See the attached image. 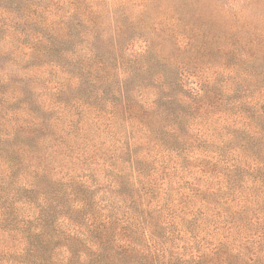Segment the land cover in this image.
Returning <instances> with one entry per match:
<instances>
[{
    "label": "rangeland",
    "instance_id": "1",
    "mask_svg": "<svg viewBox=\"0 0 264 264\" xmlns=\"http://www.w3.org/2000/svg\"><path fill=\"white\" fill-rule=\"evenodd\" d=\"M99 61L106 107L86 90ZM181 67L186 88L229 83L225 99L163 107ZM1 102L0 264H93L66 249L78 235L110 237L117 264H169L168 247L191 264L248 237L264 260V0H0ZM78 188L87 205H59ZM47 203L40 261L24 233Z\"/></svg>",
    "mask_w": 264,
    "mask_h": 264
},
{
    "label": "trees",
    "instance_id": "2",
    "mask_svg": "<svg viewBox=\"0 0 264 264\" xmlns=\"http://www.w3.org/2000/svg\"><path fill=\"white\" fill-rule=\"evenodd\" d=\"M198 35L200 40L205 42V31H202V29H198ZM196 37V38H197ZM45 35H41L40 37H37L36 42L40 43L42 40H45ZM194 41V40H193ZM192 41V42H193ZM42 43V42H41ZM150 41L146 40V44L148 45ZM55 44V43H54ZM52 44V45H54ZM187 43L186 45H188ZM188 46H185L182 48L179 46V49H185ZM182 51V50H181ZM41 53L40 51H38ZM100 63L97 65V67L94 69V73L92 72L90 77L87 79V85L86 88L87 91H89V94L94 98L96 105H92L93 107H106V103H108L106 97L103 95L104 90L101 88V85L106 82V78H108L109 73V64L104 63L102 61H99ZM176 73V74H168L167 78L170 77L171 80L168 81V83L165 85V91H168V94L164 97L167 101L166 104L163 107H185L186 104H191V107H197L200 105H206V106H213V104L210 102L212 101V98H217V100H224L225 97L223 96L226 94L227 91L230 90L229 83H225L221 85V89L218 92L215 90L211 85H205L204 83H197L198 87H185L186 81V74L182 72ZM27 88L31 89L32 85L28 82L25 84ZM178 88V89H177ZM177 89V91L174 93L173 91ZM170 91H172L170 95ZM250 92V91H249ZM247 92V93H249ZM5 92L1 94V96H5ZM200 101V102H199ZM110 103V102H109ZM232 104L236 102H230ZM26 105L25 107H27ZM0 107H5V102H1ZM141 107V106H140ZM184 112L181 110L178 115H182ZM245 121L248 122L246 125L248 127H252V118L251 117H245ZM39 125H20L19 128L21 131L24 132L25 135L33 136L37 133L39 130ZM176 129H179L177 127ZM261 132V131H260ZM16 148V147H15ZM20 148H23L24 150L28 147L27 145H20ZM38 158V156H37ZM71 190V189H70ZM67 190V192H70L67 194V199L65 200H58L59 205L64 204V206H69L68 204L71 203V201L83 203L84 206L88 204L87 195L85 193V189L78 188L73 190ZM46 200L49 202V199L46 197ZM56 209L50 208L49 203H47L46 207H42L40 211V217L37 220V231H32L31 224L28 230V233H24V238L33 237L35 240H29L26 241L25 244H29V247L27 248L31 253H34V256L36 259L38 258L40 261H43L45 257L49 254L50 246L52 244V240L54 238L53 230L56 226L55 221V215H56ZM68 221L70 223L73 221L75 222V216L71 212L69 215H67ZM77 239L71 238L70 245L66 246V249L70 252H79V249H83L87 251L85 252V256L92 262L93 264H117L115 260V256L119 253L117 252L114 241L106 235L100 236L97 235L94 239L88 238V236H80ZM264 238V234H263ZM231 241V247L225 248L226 250H223L221 248H218L216 250L213 249H207L208 252L201 253V255H195L192 257L191 264H206L203 263V258L208 257L210 254L212 258L210 264H264V260L262 257H259V244L253 243V246H249L250 237H248L245 241L241 242H233ZM263 243V241H261ZM166 244H169L167 241ZM169 246V245H168ZM169 247L163 248V256L162 258H165L167 260L166 262L171 264L169 260H173L171 257L167 258ZM171 250V249H170ZM82 255V253H80ZM261 256L264 257V248L262 251ZM80 258H82L80 256ZM175 258V257H174ZM80 264H85L83 261H79Z\"/></svg>",
    "mask_w": 264,
    "mask_h": 264
}]
</instances>
